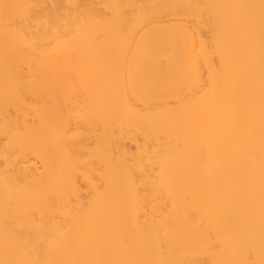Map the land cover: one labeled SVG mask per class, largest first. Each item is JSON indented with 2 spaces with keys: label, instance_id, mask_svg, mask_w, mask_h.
<instances>
[{
  "label": "bare ground",
  "instance_id": "obj_1",
  "mask_svg": "<svg viewBox=\"0 0 264 264\" xmlns=\"http://www.w3.org/2000/svg\"><path fill=\"white\" fill-rule=\"evenodd\" d=\"M0 264H264V0H0Z\"/></svg>",
  "mask_w": 264,
  "mask_h": 264
}]
</instances>
